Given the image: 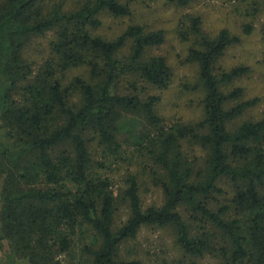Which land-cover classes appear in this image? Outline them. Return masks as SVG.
<instances>
[{
    "label": "trees",
    "instance_id": "16d2710c",
    "mask_svg": "<svg viewBox=\"0 0 264 264\" xmlns=\"http://www.w3.org/2000/svg\"><path fill=\"white\" fill-rule=\"evenodd\" d=\"M156 1L0 0V260L146 264L120 249L154 227L171 230L178 250L161 264H264V109L237 122L259 102L229 88L249 68L216 65L239 38L227 28L211 36L199 15L179 20L201 108L185 123L166 121L160 96L142 87L171 83L166 59L152 53L164 30L130 23L101 33L104 18ZM198 1L207 0H163ZM47 33L48 55L35 64L28 43ZM142 174L160 205L143 204Z\"/></svg>",
    "mask_w": 264,
    "mask_h": 264
},
{
    "label": "rangeland",
    "instance_id": "374dc122",
    "mask_svg": "<svg viewBox=\"0 0 264 264\" xmlns=\"http://www.w3.org/2000/svg\"><path fill=\"white\" fill-rule=\"evenodd\" d=\"M185 14L199 15L202 19V29L215 35L221 28H227L236 35L238 42L230 45L217 62V67L229 69L236 65H244L249 72L234 81L229 88L241 86L244 88V98L257 97L258 104L237 120L257 118L264 109V6L262 0H207L198 1L187 7H175L158 0L134 8L131 18H104L101 33L116 35L127 24L141 23L149 28H161L165 32V42L152 50V53L162 55L169 64L172 76L166 89H156L142 83L146 94L160 96L159 109L166 121L181 119L185 123H194L201 116L200 94L196 90L195 67L186 59L191 40H183L178 34L179 20ZM248 23L252 30L244 31ZM178 27V29H177ZM52 34L43 37H33L27 46L25 56L35 64H39L48 55V41ZM74 73V72H73ZM72 74V73H70ZM140 195L144 205H160L161 191L154 187L146 175H141ZM184 214L183 210H181ZM185 215V214H184ZM126 217L124 208L116 215V223L121 224ZM136 249L138 258L146 264H161L162 261H172L178 250L174 246L172 231L168 228H143L134 241L126 243L120 249L122 257H130L129 251ZM6 244L0 246V258L4 255ZM206 261L205 264H210ZM0 264H13L0 260ZM16 264V263H14Z\"/></svg>",
    "mask_w": 264,
    "mask_h": 264
}]
</instances>
